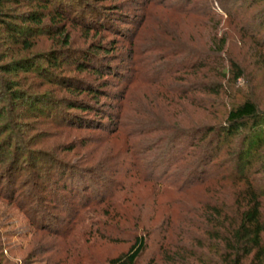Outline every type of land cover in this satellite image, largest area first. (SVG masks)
I'll use <instances>...</instances> for the list:
<instances>
[{
  "label": "rangeland",
  "instance_id": "1",
  "mask_svg": "<svg viewBox=\"0 0 264 264\" xmlns=\"http://www.w3.org/2000/svg\"><path fill=\"white\" fill-rule=\"evenodd\" d=\"M76 1L88 7L86 10H97L98 14L106 10L107 20L114 27L109 32H101L96 36L89 33L85 37L78 23L66 25L72 47H85L92 41L95 45L105 47L109 53L107 56L104 53L97 56L104 60L103 63H108L112 76L100 79L101 96L95 101L99 115L95 121L99 119L106 123V116L112 120L104 131L79 129L65 124L59 119L63 109L59 101L68 98V93L61 87L46 78L31 74L27 76L18 72L0 75L3 82L19 81L21 89L28 95H43L51 101L46 106L35 105L36 108L31 109L33 113L26 112V107L9 102L10 98L5 94L6 86L0 82V113L8 110L9 116H3V120L11 127L7 132L3 128L0 130V142L11 137L16 149L21 150L13 171L9 170L10 163L0 167V264H107L108 260L127 250L129 242L125 239H129L133 231V221L128 224L119 222V227L131 230L120 234L116 233L121 232L120 229H113L106 224L103 226L108 205L112 204L121 206L126 215L132 218L139 217L140 224L149 228L152 244H149L140 261L147 264L154 259L157 263L160 251L154 241L158 240V228L164 218L162 216L167 213H164L166 210L162 205L168 199L176 200L180 197L166 190L163 195L153 199L149 197L153 194V187L141 181L143 177L147 178L145 173L149 172L150 167L155 170V174L159 173L157 165L163 156L158 153L165 151L163 135L151 130L153 123L160 117L175 118L180 119L185 128L192 113L196 120L216 122L205 113L187 107L189 101L195 105L204 101L210 104L212 97L195 90L199 85L215 80L204 69L197 73L188 70L189 60L192 63L193 59L188 56V60L183 52H176V49L182 51L188 46L201 51L207 46L208 29L201 25L203 20L181 14L182 10L190 9L193 4H200V0ZM27 2L1 0V9L7 14H18L27 9ZM220 2L229 9V5L234 3L231 9L233 17L228 19L218 10L221 6L213 5L214 18L220 21L217 31L219 34L224 33L227 38L222 59L237 63L243 75L230 86L233 92L218 101L227 105L233 94V99L245 97L262 111L264 2ZM5 41V35L0 31V56H6L4 61L37 55L54 46L49 36L35 38L28 52L19 51ZM225 65L226 62L223 63L226 68ZM64 69L63 74L75 75L71 70ZM229 77L227 74L226 78ZM217 81L227 86L225 80ZM8 86L11 87V84ZM83 99L93 104L90 98L83 96ZM224 109L218 108L216 113L223 114ZM21 115L26 120H18L17 117ZM92 116L89 114V117ZM20 123L26 126L21 128L19 125L23 124ZM114 128L115 132L110 135ZM257 131L264 135V126ZM242 140V135H235L221 142L214 163L232 158L239 144L243 143ZM1 144L3 149L4 145ZM11 147L14 148L13 144ZM22 153L28 155L21 157ZM56 162H64L80 172L105 174V179L93 180L85 176L69 179L73 180L70 184L75 182V185H80L81 182V185H86L88 192L72 197L57 186L55 191L59 199L56 203L50 202L47 188L42 190L47 186L46 183L38 188L33 184L39 173L55 186ZM259 166V161L253 159L252 171L259 169ZM134 167L139 170L140 176L132 174ZM214 170L215 164L210 165L208 174ZM110 195L113 197L109 198ZM196 196L201 195L197 193ZM153 203H156V213H152ZM262 211L264 213V200ZM170 212L174 214L172 210ZM76 214L80 216L79 219L72 220ZM42 223L49 225L52 231H60L61 235L41 230V227H47ZM97 229L109 237L119 235L116 238L118 240L100 238L96 234Z\"/></svg>",
  "mask_w": 264,
  "mask_h": 264
},
{
  "label": "trees",
  "instance_id": "2",
  "mask_svg": "<svg viewBox=\"0 0 264 264\" xmlns=\"http://www.w3.org/2000/svg\"><path fill=\"white\" fill-rule=\"evenodd\" d=\"M27 1L28 7L24 12L7 14L1 9L0 0V31L5 35V42L15 46L19 51L28 52L32 49L35 38L49 36L54 46L37 55L8 61H4L6 56L1 55L0 75L19 72L50 80L68 93V98L59 101L63 107L59 113L62 122L79 129L104 131L112 118L106 116V123H102L99 119L95 121L99 115L95 101L101 96L100 79L112 73L108 63H103L104 60H100L97 56L100 53L107 56L109 53L105 47L95 45L92 41L85 47H72L66 25L78 23L85 37H88L89 33L96 36L114 29L110 20H107L108 13L106 10L103 11L104 9L99 14L93 8L86 10L88 7L76 0ZM259 1L264 2V0ZM213 5L221 6L218 10L226 19L233 17L231 9L234 3L229 5L231 8L229 9L224 7L220 0H200V4H193L190 9L182 10V15L203 20L201 25L208 29V42L201 51L188 46L182 51L176 49V52H183L187 58L189 56L193 59L191 63L188 58V70L197 73L204 69L205 73L215 80L209 84L199 85L195 90L199 94L212 97L213 101H210V104L204 101L200 105H195L189 101L187 107L205 113L216 122L196 120L192 113V118H188L185 128L181 125L180 119L175 118L160 117L153 123L151 130L163 135L162 142H166L165 151L161 150L158 153L163 156L157 165L159 173L155 174V170L150 167L149 172L145 173L147 178L143 177L141 181L144 185L149 184L153 187V194L149 196L153 199L157 195H163L166 190L180 198L168 199L163 205L161 204L166 210L164 213H167L162 216L164 218L158 228V240L154 241L160 251L159 260L156 263L151 259L147 264H264L262 211L264 175L260 177V174H264V135H260L257 131L264 126V110H259L245 97L239 100L233 99V94L227 105L218 101L233 92L230 86L234 85L243 74L237 63L222 59L227 38L224 33L219 34L217 31L220 21L214 18ZM224 62L226 68L223 67ZM63 67L71 70L75 75L63 74L62 71L65 70ZM227 74L229 78H226ZM217 79L225 80L227 86L221 85ZM0 82L6 86L5 94L10 98L9 102L26 107V112L31 113V109L34 110L37 104L46 106L51 102L43 95H28L21 89L19 81L3 82L0 78ZM8 84L14 87L11 88ZM83 96L93 100V104L83 99ZM222 107H225L223 114L218 115L216 110ZM89 114L93 116L89 117ZM7 115L9 116L8 110L6 113L2 111L0 113L2 122L0 130L3 128L4 132L11 130V127L6 125V120H3V116ZM17 119L26 120L22 115ZM20 124H23L19 125L21 128L26 126L24 123ZM114 132L115 128L109 134ZM235 135H242L243 143L239 144L240 147L233 157L214 163L220 143ZM9 139L0 142L4 145L3 149L0 146V167L10 163L9 170H12L18 163L21 150L16 149L11 137ZM246 142L248 143L244 147ZM12 144L14 148L11 147ZM24 155L28 154L22 153L20 156ZM253 159L259 161L260 166L259 169L252 171ZM54 164L55 186L39 173L36 174V183L33 184L38 188L46 183L47 186L42 190L47 188L46 193L50 196V202L56 203L59 199L55 191L57 186L72 197L88 192L89 188L81 185V182L80 185H75V182L69 183L76 178L85 176L93 180L105 179V174L80 172L79 169L76 170L64 162ZM212 164H215L216 170L208 174V167ZM131 171L134 175H141L136 167ZM197 193L201 196H196ZM112 197L110 195L109 198ZM108 208L103 226L106 224L113 229H120L121 232H116L120 234L122 231H127L128 227H119V222L128 224L129 221H133V231L128 230L131 231L130 237L125 239L129 242L127 250L108 260L107 264H142L141 257L149 244H152L151 231L140 224L139 217L135 219L126 215L121 206L112 204L108 205ZM152 208V213H156V203L152 204ZM140 209L142 210V207ZM171 210L174 214L170 212ZM79 217L76 214L72 220L76 221ZM48 226L41 227V230L53 235H61L60 231H52ZM96 232L100 238L118 240L116 238L119 235L113 238L111 235L109 237L101 233L99 229Z\"/></svg>",
  "mask_w": 264,
  "mask_h": 264
}]
</instances>
